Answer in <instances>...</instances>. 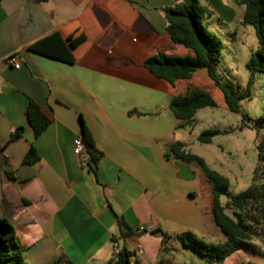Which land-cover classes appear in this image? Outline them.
I'll return each mask as SVG.
<instances>
[{"label":"crops","instance_id":"1","mask_svg":"<svg viewBox=\"0 0 264 264\" xmlns=\"http://www.w3.org/2000/svg\"><path fill=\"white\" fill-rule=\"evenodd\" d=\"M182 1L0 0V219L27 264H108L114 245L132 249L130 263H157L138 236L166 233L158 224L168 222L167 192L190 182L177 179L161 144L182 128L169 104L187 84L159 79L143 63L157 52L190 55L170 41L162 13ZM226 1L201 4L229 24ZM9 56L19 69L3 62ZM29 103L51 117L38 138L24 118ZM81 121L102 153L97 181L88 156L73 152ZM180 137L166 145L183 144ZM30 147L38 162L22 165ZM116 217L132 231L124 239Z\"/></svg>","mask_w":264,"mask_h":264},{"label":"trees","instance_id":"2","mask_svg":"<svg viewBox=\"0 0 264 264\" xmlns=\"http://www.w3.org/2000/svg\"><path fill=\"white\" fill-rule=\"evenodd\" d=\"M239 5L244 7L242 22L252 27L258 44V49L251 54L245 65L249 78L244 91L238 86L222 81L217 74V64L223 44L219 37L204 30L202 21L206 8L201 2L183 0L173 7L162 9L166 21L165 30L170 41L187 50L190 55L178 56L157 52L144 61L143 67L170 84L186 82L187 85L182 93L172 97L169 104V111L177 121L190 122L196 112L204 108L222 107L230 112L239 113L240 101L251 96L250 87L254 83L255 75L264 74V0H239ZM24 118L34 138H38L51 124V117L34 103L28 104ZM262 119L264 120V117ZM22 133L23 128H17L10 136L8 144L18 140ZM218 134V131H204L199 134L197 140L201 144H210ZM80 138L85 146L84 153L90 160L89 170L97 181V165L102 153L96 149L82 121ZM169 150L176 162L188 166L196 165L203 177L211 184L209 209L214 225L224 238L223 242L207 243L198 241L187 232L180 237L183 246L191 248L195 253L217 264H222L228 257L242 250L256 253L255 245L251 243L252 237L256 235L252 227L255 221L252 214L258 211L257 207L264 202V194L250 186L242 193L231 195L228 192V180L209 169L203 159L187 153L181 143H173L169 146ZM169 157L170 155H166V158ZM257 161L254 176L262 167L264 168V147H259ZM36 162L38 156L30 147L22 160V165L30 166ZM6 174L12 179L10 173L6 172ZM221 197L227 199L224 205L220 203ZM116 219L120 238L128 237L132 231L122 218L116 217ZM151 234H159L162 243L168 240L167 234L159 229H155ZM162 251L166 250L162 249ZM25 252L26 250L15 239L13 227L5 219H0V264H27ZM108 264H130V253L122 246Z\"/></svg>","mask_w":264,"mask_h":264},{"label":"rangeland","instance_id":"3","mask_svg":"<svg viewBox=\"0 0 264 264\" xmlns=\"http://www.w3.org/2000/svg\"><path fill=\"white\" fill-rule=\"evenodd\" d=\"M236 1H226L233 11L231 23L220 20L212 8L207 16L205 6L206 13L202 22L204 30L219 37L223 44L217 64L218 76L222 81L238 86L244 91L249 78L245 65L251 54L258 49V44L252 27L240 22L244 7ZM250 95L249 99L240 101L239 113L222 107L198 110L192 121L182 122L181 129L176 128L169 133L166 141L161 143L163 153L169 150L170 145H166L167 142L181 135V144L185 146L187 153L203 159L209 169L228 180V192L231 195L242 193L250 186L264 194V168L262 167L256 176L253 175L258 164V149L264 147V74L255 75ZM204 131H218L219 134L210 144H201L197 137ZM190 167L195 169V178L184 184L183 188L173 185V191L167 192L165 212L168 222L160 220L158 226L162 225L168 229L165 233L168 240L162 243L160 235L149 234L144 238L138 236V239L142 238L138 244H141L143 251L153 259L158 256L156 264H217L183 246L180 240V237L188 232L198 241H224L212 221L209 209L211 184L196 165L192 164ZM188 190L195 195L190 196ZM226 202V197L220 198L222 205ZM257 209L258 211L252 214V217H255L252 227L256 235L251 239L257 252H236L222 264H264V202H261ZM226 213L230 214L229 211ZM162 249L166 251L163 252ZM128 251L132 253L130 247ZM130 264H135V261L132 260Z\"/></svg>","mask_w":264,"mask_h":264},{"label":"built area","instance_id":"4","mask_svg":"<svg viewBox=\"0 0 264 264\" xmlns=\"http://www.w3.org/2000/svg\"><path fill=\"white\" fill-rule=\"evenodd\" d=\"M6 65L14 68V69H19V63L16 57L14 56H9L6 57L3 61ZM73 152L75 155L80 156L82 153L85 152V146L80 137H77L74 142H73ZM143 231L140 229V232ZM119 252V249L116 245L113 246V256L117 255Z\"/></svg>","mask_w":264,"mask_h":264},{"label":"water","instance_id":"5","mask_svg":"<svg viewBox=\"0 0 264 264\" xmlns=\"http://www.w3.org/2000/svg\"><path fill=\"white\" fill-rule=\"evenodd\" d=\"M167 155L171 154V151L168 150L166 152ZM175 167L178 170V173L176 175L177 179L183 180V181H191L194 178V174L191 172L190 167L188 165L182 164L180 162H175Z\"/></svg>","mask_w":264,"mask_h":264}]
</instances>
